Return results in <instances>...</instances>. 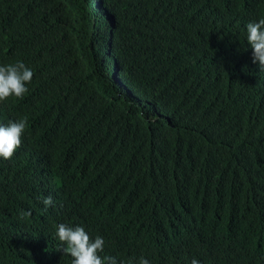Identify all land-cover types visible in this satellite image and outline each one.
Masks as SVG:
<instances>
[{
    "label": "trees",
    "instance_id": "16d2710c",
    "mask_svg": "<svg viewBox=\"0 0 264 264\" xmlns=\"http://www.w3.org/2000/svg\"><path fill=\"white\" fill-rule=\"evenodd\" d=\"M260 19L264 0H0V66L34 72L0 102V125L27 117L0 264H72L60 223L117 264H264Z\"/></svg>",
    "mask_w": 264,
    "mask_h": 264
},
{
    "label": "clouds",
    "instance_id": "9594fccd",
    "mask_svg": "<svg viewBox=\"0 0 264 264\" xmlns=\"http://www.w3.org/2000/svg\"><path fill=\"white\" fill-rule=\"evenodd\" d=\"M246 31V40L252 49V62H258L261 70H264V19L247 23ZM33 75V70L21 61L0 66V102L13 96L22 99L29 91L27 84L31 83ZM26 126L27 117L10 122L7 126L0 125V158L7 161L14 156L21 146ZM42 202L46 209L54 207L51 196L45 197ZM27 215L30 216L31 212ZM56 237L63 245L59 250L73 258L72 264H117L115 257L99 255L104 251V239L97 236L92 240L81 226L71 227L60 223L56 227ZM138 264H149V261L141 257ZM191 264L199 262L193 259Z\"/></svg>",
    "mask_w": 264,
    "mask_h": 264
}]
</instances>
